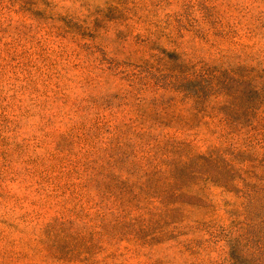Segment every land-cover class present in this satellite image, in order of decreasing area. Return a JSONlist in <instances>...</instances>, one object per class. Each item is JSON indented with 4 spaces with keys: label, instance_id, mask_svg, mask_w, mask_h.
Instances as JSON below:
<instances>
[{
    "label": "rangeland",
    "instance_id": "obj_1",
    "mask_svg": "<svg viewBox=\"0 0 264 264\" xmlns=\"http://www.w3.org/2000/svg\"><path fill=\"white\" fill-rule=\"evenodd\" d=\"M0 264H264V0H0Z\"/></svg>",
    "mask_w": 264,
    "mask_h": 264
}]
</instances>
